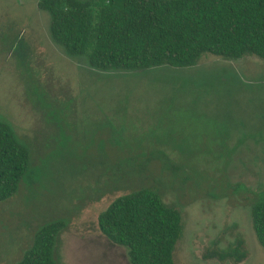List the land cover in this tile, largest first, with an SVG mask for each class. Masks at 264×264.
<instances>
[{"label":"rangeland","instance_id":"rangeland-1","mask_svg":"<svg viewBox=\"0 0 264 264\" xmlns=\"http://www.w3.org/2000/svg\"><path fill=\"white\" fill-rule=\"evenodd\" d=\"M38 1L0 0V119L31 158L0 202V264L54 221L58 264H129L97 217L140 188L181 215L174 264H264L250 215L264 197V60L95 70L51 40Z\"/></svg>","mask_w":264,"mask_h":264},{"label":"trees","instance_id":"trees-1","mask_svg":"<svg viewBox=\"0 0 264 264\" xmlns=\"http://www.w3.org/2000/svg\"><path fill=\"white\" fill-rule=\"evenodd\" d=\"M37 8L48 15L50 38L68 57H85L103 72L185 69L204 56L264 60V0H39ZM29 165V150L0 119V202L16 194ZM250 215L264 250V197ZM97 226L126 250L129 264H174L181 215L153 189L116 198L98 215ZM64 228L62 221L42 226L14 264H58L56 245Z\"/></svg>","mask_w":264,"mask_h":264}]
</instances>
